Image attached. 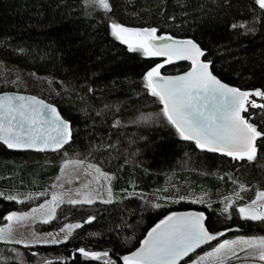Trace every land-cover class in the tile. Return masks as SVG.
Listing matches in <instances>:
<instances>
[{
    "label": "trees",
    "instance_id": "trees-1",
    "mask_svg": "<svg viewBox=\"0 0 264 264\" xmlns=\"http://www.w3.org/2000/svg\"><path fill=\"white\" fill-rule=\"evenodd\" d=\"M110 4L106 17L84 0H0V60L55 79L56 86L39 96L56 104L72 123L73 139L65 150L95 151L108 161L116 197L110 204L64 205L44 226L52 229L82 221L64 243L26 248L0 241V264H123L122 258L137 251L161 220L189 212H203L209 232L224 233L216 240L264 235V222L244 220L238 213L240 206L264 191V137L257 140L258 159L253 162L209 152L182 139L160 115L163 105L145 86L146 73L159 59L128 51L110 28L115 21L193 39L206 51L205 60L220 79L249 92H264V10L254 0H110ZM245 22L255 31L231 27ZM189 67L188 62H172L163 73L177 74ZM9 79L0 75V92L15 90ZM249 99L264 104L262 97ZM243 113L264 132V109L249 107ZM149 114L153 119H140ZM43 156L12 152L0 144V193L32 198L48 193L62 165L44 161ZM201 197L204 203L192 202ZM34 201L0 196V225L9 212ZM91 217L95 218L86 222ZM80 248L108 256L92 260L80 254Z\"/></svg>",
    "mask_w": 264,
    "mask_h": 264
},
{
    "label": "snow or ice",
    "instance_id": "snow-or-ice-1",
    "mask_svg": "<svg viewBox=\"0 0 264 264\" xmlns=\"http://www.w3.org/2000/svg\"><path fill=\"white\" fill-rule=\"evenodd\" d=\"M84 3L93 10H102L105 16L112 11L110 0H84ZM260 10H264V0H254ZM174 19V18H173ZM255 23V20L253 21ZM233 29H244L246 32H254L255 28L248 23H233ZM111 35L122 44L128 46V51L140 52L144 56H166V63H172L173 57L181 60H191L192 70L185 75L175 77L160 76L158 64L148 71L144 77L146 88L150 90L153 97L158 98L163 105L162 115L167 122L175 127L180 137L184 140L195 141L197 147L207 149L209 152H223L234 160H247L249 162L258 159V138L264 137V132L258 131L257 127L249 122L241 113L247 112L250 108L264 109V104H257L250 97L264 98V92L241 91L229 87L218 80L209 71L210 61L201 62L200 57L205 52L191 39L173 40L171 36L157 35L156 28H130L113 21L110 25ZM159 41H172L158 43ZM52 114H55L53 117ZM99 115V113H98ZM140 119H153L149 114ZM136 122V121H134ZM55 124L57 135L45 132L42 126ZM116 121L115 125H119ZM72 137L71 125L61 119L56 108L45 104L36 96L0 95V141H3L8 148H36L43 151L51 148L53 151L63 147ZM77 165H83L84 161H72ZM67 167V164L65 165ZM88 168H94L96 173L111 179L108 173L101 171L96 165L89 164ZM87 174V173H86ZM109 199L102 200V203L110 204L111 189H108ZM42 195H44L42 193ZM5 199L15 200V196L0 193ZM59 197L53 195V202ZM181 199H184L181 197ZM259 200H264V192H259L257 198L252 201V206L240 207L239 214L244 220L264 222V211L256 207ZM60 202H63L62 200ZM193 203H204L203 198L193 200ZM69 204H92L94 199L89 193L83 199H69ZM44 208V205L40 206ZM160 207V205H156ZM264 207V205H260ZM36 211V210H34ZM224 211H227V206ZM50 215L43 223L47 224L55 219V208L50 209ZM25 216H17L16 213L5 217L11 221L13 218L24 219ZM95 217H91L88 223ZM205 214L183 213L171 214L155 225L141 242V247L131 255L124 256L123 264H180L181 260L189 257L197 248L216 240L224 233H210L205 226ZM81 224L66 225L60 231L68 229V234L62 240H58L52 233H48L51 240L45 239L44 244L64 243L71 236L73 228H80ZM0 241L4 243L21 244L27 248L28 243L11 239V228H0ZM37 237L32 243H40ZM235 244L246 245L249 256H255L259 261L264 262V237L238 238L235 241H224L219 243L212 251L200 255L197 259L185 260V264H204L205 260L215 258L221 261L232 259L236 253L233 250ZM12 251H16L13 249ZM83 256L92 260H100L108 256V253L89 252L84 248L77 249ZM231 253V255H229ZM33 256L36 253H32ZM21 264L23 262L21 261ZM45 264H52L45 261ZM105 264H112L105 261Z\"/></svg>",
    "mask_w": 264,
    "mask_h": 264
},
{
    "label": "rangeland",
    "instance_id": "rangeland-1",
    "mask_svg": "<svg viewBox=\"0 0 264 264\" xmlns=\"http://www.w3.org/2000/svg\"><path fill=\"white\" fill-rule=\"evenodd\" d=\"M157 35L159 36L158 33ZM147 57H157L159 59L153 67L157 66L158 64H163V67L169 65V63H166V60L168 58H164L162 56H147ZM163 67L160 68V75H165L163 73ZM7 69H10V72L7 73L6 72ZM0 75L1 76L7 75V79L10 77L9 81L14 86L15 91L32 93L38 96L40 95V93L56 86V81L51 76L39 75L37 73L22 69L19 66L13 64H7L6 62L1 60H0ZM43 160L52 161V162L59 161L62 165L60 174L49 188L48 193L44 194L42 198H40L39 196H36L34 198H32L31 196L16 197V199H20V200L35 199V201L32 205L28 206L27 208H19L9 212L6 215L7 217L12 213H16L17 216H25L26 214V217L24 219L13 218V220L11 221L5 219V222L2 225H0V228L6 230L8 228H11V239L22 240L28 243L29 246L51 244V243L44 244L42 242L45 239L48 240L52 239V237H49L47 235L48 233H52L56 239L62 240L63 237L68 234V229L65 228V231L61 232L60 231L61 228H64L66 225L83 224L82 221H71L65 223L64 225L58 228H52V229L44 228V226L50 224L52 221L56 219V218L51 219L50 222L47 224L43 223V220L47 219L51 214L50 213L51 208H55V217H57L60 209L64 205L69 204L68 203L69 199H83L86 195L90 193L91 197L94 199V202H98V201L101 202L102 200H107L109 199V192H108L109 188L111 189L112 201L116 200L112 186V181L114 178V170L112 168V165L108 161L100 157L99 154H97V152L95 151L71 152L64 150L60 153V155L44 154ZM80 160L84 161L83 165L70 163L72 161H80ZM66 164L67 167H65ZM89 164L96 165L101 169L102 172L108 173L111 179L105 178L99 173H96L94 168H88ZM259 192H264V191L259 190L258 193ZM54 194L59 197V199L55 202H53L52 200ZM36 199H41V200L36 201ZM61 200L63 202H60ZM41 205H44V208H41L40 207ZM260 205H264V200H259L256 205L259 211H264V207H260ZM249 206H252V202L240 207H249ZM239 208H238V213H239ZM76 229L77 228H73L71 230L72 233L71 236L73 235ZM71 236H69V238ZM37 237L41 242L32 243ZM241 237L248 239V238H256V237H264V235L236 234L233 236L222 238L220 240H213L209 242L202 251L195 254L191 259H197L198 256L204 255L205 253L212 251L215 247L219 245V243H222L224 241H235ZM19 245H24V244L21 243ZM233 250L236 253V255L230 260L224 259L222 264H264V262L259 261L257 257L248 255V252L251 250L247 249L246 245L235 244L233 246ZM229 255H231V253H229ZM182 264H185V262ZM204 264H221V261L216 260L215 258H210L208 260H205Z\"/></svg>",
    "mask_w": 264,
    "mask_h": 264
},
{
    "label": "water",
    "instance_id": "water-1",
    "mask_svg": "<svg viewBox=\"0 0 264 264\" xmlns=\"http://www.w3.org/2000/svg\"><path fill=\"white\" fill-rule=\"evenodd\" d=\"M172 37V36H171ZM173 40H187V39H190V38H174L172 37ZM193 40V39H191ZM204 52H205V55H206V51L195 41L193 40ZM158 43H168V44H171L172 41H159ZM205 55L200 57V60L201 62H208L205 60ZM164 58H167L166 56H162ZM174 63H190L191 64V67L184 71V72H181V73H177V74H167V75H160L162 77H175V76H181V75H185L186 73L190 72L192 70V63H191V60H181V59H177L176 57H173V61ZM209 71L212 73V75H214L218 80H220L223 84H226L228 85L229 87H234V88H237V89H240L241 91H246L244 89H241L235 85H232V84H229L225 81H223L222 79H220L216 74H214V72L212 71V68H211V63H210V66H209ZM9 94V95H24V96H36L38 99H41L45 102V104H48V105H51L52 107L56 108L57 112L59 113L61 119H63L64 121H67L70 123L71 125V131H72V137L71 139L69 140L68 143L64 144L63 147L59 148L58 150L56 151H53L51 148H46L45 150L43 151H38L36 148H8L7 145H5L3 143V141H0V144L4 145L8 150L12 151V152H19V153H38V154H51V153H58V152H61L63 150H65L68 145L71 144L72 142V139H73V127H72V123L70 120H68L67 118H65L62 113L60 112L58 106L50 101H47L46 99H44L43 97L41 96H38L36 94H32V93H26V92H20V91H15V90H6V91H1L0 92V95H3V94ZM241 115L244 116V113H241ZM52 116L54 117L55 114H52ZM245 117V116H244ZM246 118V117H245ZM42 129L43 131L45 132H48V133H51V135H57V128H56V125L55 124H45L42 126ZM208 244V243H207ZM207 244H203L201 245V247L197 248L196 251L192 254H190L189 257H186L184 258V260H181L180 261V264L184 263L185 260H190L195 254H197L198 252L202 251L206 246Z\"/></svg>",
    "mask_w": 264,
    "mask_h": 264
},
{
    "label": "flooded vegetation",
    "instance_id": "flooded-vegetation-1",
    "mask_svg": "<svg viewBox=\"0 0 264 264\" xmlns=\"http://www.w3.org/2000/svg\"><path fill=\"white\" fill-rule=\"evenodd\" d=\"M189 66L191 67V64H190V63H189ZM190 67H189V68H190ZM187 70H188V69H187ZM183 72H184V71H183Z\"/></svg>",
    "mask_w": 264,
    "mask_h": 264
}]
</instances>
